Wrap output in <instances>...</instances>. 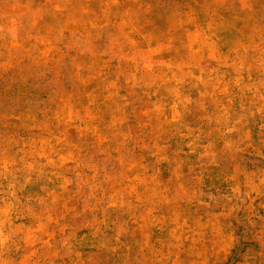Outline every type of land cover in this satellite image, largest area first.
<instances>
[{
	"label": "rangeland",
	"instance_id": "obj_1",
	"mask_svg": "<svg viewBox=\"0 0 264 264\" xmlns=\"http://www.w3.org/2000/svg\"><path fill=\"white\" fill-rule=\"evenodd\" d=\"M0 264H264V0H0Z\"/></svg>",
	"mask_w": 264,
	"mask_h": 264
}]
</instances>
